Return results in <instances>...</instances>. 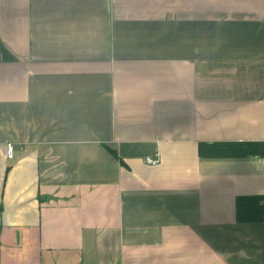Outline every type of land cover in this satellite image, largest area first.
Masks as SVG:
<instances>
[{"label": "crops", "instance_id": "1", "mask_svg": "<svg viewBox=\"0 0 264 264\" xmlns=\"http://www.w3.org/2000/svg\"><path fill=\"white\" fill-rule=\"evenodd\" d=\"M0 264H264V0H0Z\"/></svg>", "mask_w": 264, "mask_h": 264}, {"label": "built area", "instance_id": "2", "mask_svg": "<svg viewBox=\"0 0 264 264\" xmlns=\"http://www.w3.org/2000/svg\"><path fill=\"white\" fill-rule=\"evenodd\" d=\"M7 156L8 158L12 159L14 157V146L13 144H8L7 146ZM147 163L150 165H156L158 162L155 158H148Z\"/></svg>", "mask_w": 264, "mask_h": 264}]
</instances>
